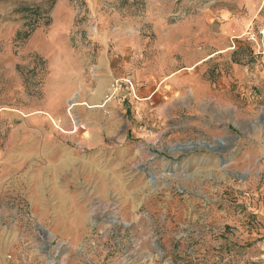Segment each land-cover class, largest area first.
<instances>
[{"label": "rangeland", "instance_id": "374dc122", "mask_svg": "<svg viewBox=\"0 0 264 264\" xmlns=\"http://www.w3.org/2000/svg\"><path fill=\"white\" fill-rule=\"evenodd\" d=\"M263 21L264 0H0V264H264V98L240 86L234 115L135 84L183 73L197 34L259 59L222 31Z\"/></svg>", "mask_w": 264, "mask_h": 264}, {"label": "crops", "instance_id": "0c3cea01", "mask_svg": "<svg viewBox=\"0 0 264 264\" xmlns=\"http://www.w3.org/2000/svg\"><path fill=\"white\" fill-rule=\"evenodd\" d=\"M251 28L252 24L246 29L245 27L241 28L236 26L235 23H230L226 27V31L224 30L222 33L226 37H229L230 34L233 33L234 37H231V39L232 43H234L235 41L233 39H244L246 33L250 31ZM192 41H194V43ZM187 43L189 47L197 46V51H199L198 60L196 59L197 61L193 64H188L182 68L183 73H175L172 70H169V64H167V61L163 62L160 60L158 67L156 68L157 71L153 70L149 74L140 73L135 77V84L139 88V97L147 102L152 101L153 103L168 98L169 102L171 99H174L177 92L181 93L183 91L193 109L194 102L198 104L201 102L215 101L221 102L222 104L225 103V105H231L230 108H234V115H236L237 111H242V107H240L238 101L242 98L239 88L243 85V92H246L247 94L245 98L253 100L257 99L256 103L261 104L259 99L263 100L264 98V44H261V46L255 45L254 42H249V44H247L249 49L254 51L255 54H259L258 56H262L261 58L255 60L251 59V61L246 62L244 65L231 62L224 66L221 62H217V59L221 58L220 54L222 51L220 47L218 51L206 53L205 49L207 46H203L205 42L203 39L199 40V34L195 37H190ZM158 47L165 50L170 49L169 46H166L161 42ZM230 48L231 50H234L233 47ZM211 61L214 62L212 63ZM112 62L113 59L109 60L108 63L104 61L101 64L105 68V72H107V68L111 71ZM71 67L72 70L74 72L77 71V73H80L81 70L84 69L81 62H78L76 66L72 65ZM125 68L127 69V65ZM207 71H210L209 74ZM219 71H221V73L224 72L226 76L224 79L221 78L214 81V78H211V76ZM159 88L164 90L166 96L160 94ZM202 107L204 110L205 105L203 104Z\"/></svg>", "mask_w": 264, "mask_h": 264}, {"label": "built area", "instance_id": "2783aa9c", "mask_svg": "<svg viewBox=\"0 0 264 264\" xmlns=\"http://www.w3.org/2000/svg\"><path fill=\"white\" fill-rule=\"evenodd\" d=\"M263 39H264V21L262 22L261 28L259 29L257 34H254L249 31L247 32V35H246V41L255 42L257 44H259V42H261V40ZM124 86L133 89V83L130 77H126L125 79H123L122 82L115 81L112 84L111 88H112L113 93L110 96V98H113L116 93L121 92Z\"/></svg>", "mask_w": 264, "mask_h": 264}]
</instances>
